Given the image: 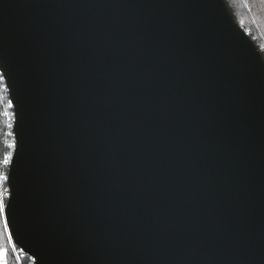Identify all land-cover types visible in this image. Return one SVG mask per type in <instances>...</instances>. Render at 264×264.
I'll return each mask as SVG.
<instances>
[{"label": "water", "instance_id": "1", "mask_svg": "<svg viewBox=\"0 0 264 264\" xmlns=\"http://www.w3.org/2000/svg\"><path fill=\"white\" fill-rule=\"evenodd\" d=\"M0 72L34 264H264V58L225 0H0Z\"/></svg>", "mask_w": 264, "mask_h": 264}, {"label": "trees", "instance_id": "2", "mask_svg": "<svg viewBox=\"0 0 264 264\" xmlns=\"http://www.w3.org/2000/svg\"><path fill=\"white\" fill-rule=\"evenodd\" d=\"M234 19L242 26L245 32H248L251 39L257 45L264 58V0H225ZM4 77L0 72V161L9 152L13 155L14 148L9 144L15 145L14 138V109L8 107L10 101L9 92L4 82ZM11 102V101H10ZM12 105V103H11ZM5 112L8 115H5ZM10 125V126H9ZM11 133V135H9ZM9 165L5 167L0 163V171L8 176ZM7 181L3 182L2 191L7 189V195L4 197L6 205L9 195ZM5 218V216H4ZM4 218H0V252L5 254L7 264H34L33 259L21 252L20 248L14 245L10 232L4 229ZM17 253V255H16Z\"/></svg>", "mask_w": 264, "mask_h": 264}, {"label": "snow or ice", "instance_id": "3", "mask_svg": "<svg viewBox=\"0 0 264 264\" xmlns=\"http://www.w3.org/2000/svg\"><path fill=\"white\" fill-rule=\"evenodd\" d=\"M11 102L9 101L8 103V107H11ZM5 115H8L7 112H5ZM10 126V125H9ZM9 135H11V133H9ZM10 148H14L15 145L14 144H9ZM12 160V154L11 152H9L7 155L4 156L3 160L0 161V163H2L5 167H7V165L11 162ZM8 180V176L4 175V173L2 171H0V188L3 187V182ZM7 195V189L4 188L2 191H0V218H4L5 216V208L6 205L4 203V197ZM7 227H8V223L6 218H4V229L5 231H7ZM9 239H11L9 237ZM3 253H0V259H3ZM4 264H7V262L5 261Z\"/></svg>", "mask_w": 264, "mask_h": 264}, {"label": "rangeland", "instance_id": "4", "mask_svg": "<svg viewBox=\"0 0 264 264\" xmlns=\"http://www.w3.org/2000/svg\"><path fill=\"white\" fill-rule=\"evenodd\" d=\"M0 253H2V252H0ZM16 255H17V253H16ZM4 262H5V254L3 255V259H0V264H4Z\"/></svg>", "mask_w": 264, "mask_h": 264}]
</instances>
